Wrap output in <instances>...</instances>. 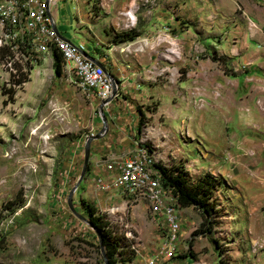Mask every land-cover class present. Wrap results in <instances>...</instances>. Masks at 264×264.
Here are the masks:
<instances>
[{
  "label": "rangeland",
  "instance_id": "374dc122",
  "mask_svg": "<svg viewBox=\"0 0 264 264\" xmlns=\"http://www.w3.org/2000/svg\"><path fill=\"white\" fill-rule=\"evenodd\" d=\"M31 8L45 15L42 0H0V48L13 42L5 46L13 60L31 61L10 102L0 61V264H104L81 200L113 242L126 241L130 262L114 264H264V0H65L50 8L60 36L123 85L103 107L105 132L90 148L134 146L130 159L136 143L156 164L181 166L190 185L206 173L218 181L210 233L194 235L196 208H176L180 231L167 257L162 217L148 215L139 192L104 189L90 172L92 155L71 194L75 214L68 208L84 139L102 126L100 102L64 64L54 72L49 35ZM25 31H38L39 41ZM104 158L97 152L92 161Z\"/></svg>",
  "mask_w": 264,
  "mask_h": 264
},
{
  "label": "built area",
  "instance_id": "2783aa9c",
  "mask_svg": "<svg viewBox=\"0 0 264 264\" xmlns=\"http://www.w3.org/2000/svg\"><path fill=\"white\" fill-rule=\"evenodd\" d=\"M63 1L65 0H42V7H45V16H38V10H33L32 8L29 12H36V20L40 21V31H47L49 35L48 45L52 49V54L55 52L60 57V65L62 69L64 58L61 56L60 52H58V45H67L69 47L71 50L73 78L84 84L86 87V97L96 99L98 102L104 101L110 97L112 87H115V95L110 100V102L106 104V106H108L111 101L116 99L119 95V81L113 78L110 74L106 75L104 72L105 68L102 65L98 66L92 61L86 59L82 55V49L80 47H77L75 44L69 42L66 39L62 40L59 38L53 29V25L55 29L56 26L50 12V8L55 6L57 2ZM6 13L9 16L11 15L9 10H6ZM27 26H31V24L27 23ZM56 31L60 35L57 29ZM22 36L26 38H32L35 42L39 41L38 31H36V35H28L27 31H25V33H22ZM134 145L139 148L140 156H143L141 147L136 145V143ZM148 160L150 161V159ZM103 166L107 175L105 177L101 176L102 179H97V182L102 184L104 189L116 190L119 186H125V181L129 180L130 178H134V175H140V169L137 166V158H130L128 160L115 163H106L103 164ZM157 199L161 204V211L158 212V214L162 217V226L159 230H162L161 239L164 242L161 254L167 257V255H173L174 253L181 224L179 221V216L173 213L163 212L164 203L161 202L159 198ZM146 210L149 215V210H151L150 203H146Z\"/></svg>",
  "mask_w": 264,
  "mask_h": 264
},
{
  "label": "trees",
  "instance_id": "16d2710c",
  "mask_svg": "<svg viewBox=\"0 0 264 264\" xmlns=\"http://www.w3.org/2000/svg\"><path fill=\"white\" fill-rule=\"evenodd\" d=\"M12 44L14 43L11 42L10 44H5L2 48H0V61L7 66L9 81L11 83V87H8L4 91V94L7 96L9 102L12 100L15 93L14 88L19 87L22 83L26 82V72L30 70L31 66L28 61H25L22 65H20L13 60L11 51L5 47ZM13 46L15 47L16 45L14 44ZM21 49L25 52V54H27V56L31 54L29 53V46H21ZM52 58L54 72L58 74L61 66L60 57L54 52L52 54ZM155 168L159 174L161 186L166 191L170 192L171 196L175 200V206L177 209L194 207L198 210L202 218V222L199 225V229L194 232V235L209 234L211 222L208 220L212 217L211 214L213 213V206L210 205L208 200L211 197L218 181L206 173L198 178L195 184L190 185L181 166L166 168L156 164ZM79 203L87 214V222L99 235L107 264H114L116 262L129 263L132 258V254L129 253L127 257L123 256L125 250L124 243L126 241L121 238L124 240V242L121 240V242H123V247L121 244L113 242L112 231L109 229L108 224L105 223L100 216L96 215V210L82 200ZM204 222L207 223V228L202 229L205 224ZM115 256L118 259H116Z\"/></svg>",
  "mask_w": 264,
  "mask_h": 264
},
{
  "label": "bare ground",
  "instance_id": "6f19581e",
  "mask_svg": "<svg viewBox=\"0 0 264 264\" xmlns=\"http://www.w3.org/2000/svg\"><path fill=\"white\" fill-rule=\"evenodd\" d=\"M11 16L12 14L10 17ZM38 16H45L44 10H38ZM58 52H60L61 56L64 58L63 64L69 68L70 72L73 73V67L71 65V50L69 47L67 45H58ZM74 80L77 83L79 89L86 91L84 84L80 83L77 79ZM141 150L143 151V156H140V152L136 156L137 166L140 169V175H134V178H130L129 180L125 181L124 187L127 189L129 188L128 190L130 191L139 192L142 194V196H146L147 202L150 203L151 212L154 215H158V212L161 211V204L157 198H159V200L164 203V213H173L177 215L174 198L167 195V191L161 186L160 177L157 176L156 178L151 172V169L154 168L156 164L154 157L148 152L144 151L142 147ZM128 159L129 158L126 157L123 160ZM148 159H150L151 162Z\"/></svg>",
  "mask_w": 264,
  "mask_h": 264
},
{
  "label": "water",
  "instance_id": "95a60500",
  "mask_svg": "<svg viewBox=\"0 0 264 264\" xmlns=\"http://www.w3.org/2000/svg\"><path fill=\"white\" fill-rule=\"evenodd\" d=\"M53 29H54L56 35H57L59 38H61L62 40H65L63 37H61V36L57 33V31H56L54 25H53ZM82 55H83L86 59H88V60L92 61L93 63H95L96 65L101 66V65H100L99 63H97L95 60H93L92 58L88 57L87 54H85V53L82 52ZM104 72H105L106 75L108 74L105 70H104ZM114 95H115V87L113 86V87H112V91H111V95H110V97H109L108 99L104 100V101H101V102H100V105H99V107H98V112H99V114H100V120H101V124H102L100 131L97 132L95 135H90V136H88V137H86V138L84 139V142H83V148H82L83 150H82V165H81V170H80V173H79V176H78V178H77V180H76L75 185L72 187V189L70 190V192L68 193V196H67V205H68V208L70 209V211H71L73 214H75V213H74V211H73V209H72V207H71V194L75 191L76 187L78 186V184L82 181V179H83V177H84V174H85V171H86V167H87V163H88L90 143H91L92 141H94V140H98L99 138H101L102 135H103V133L105 132V120H104V118H103V116H102V109H103L104 106H106L107 103L110 102V100L113 98ZM82 220L85 222L84 219H82ZM85 223H86V224H87V225L93 230V232H94V234H95V236H96V238H97V240H98L99 248H100V250H103V248H102V246H101V243H100L99 235H98L97 232L93 229V227L90 226V224H89L88 222H85ZM102 257H103V263H104V264H107V262H106V258H105V255H104V254H102Z\"/></svg>",
  "mask_w": 264,
  "mask_h": 264
},
{
  "label": "crops",
  "instance_id": "0c3cea01",
  "mask_svg": "<svg viewBox=\"0 0 264 264\" xmlns=\"http://www.w3.org/2000/svg\"><path fill=\"white\" fill-rule=\"evenodd\" d=\"M120 82L121 81H119V95L116 99L111 101V103L118 101L120 99L119 97L121 96V94L124 91L123 85ZM119 140H121V139H119ZM105 147H106V149H104V150L96 149V151H95V149H93V147L90 148V153H89L90 157L92 155L94 158L95 154H97V152H98V154L102 153L106 156V158H104V160H96L94 163L92 161L93 158L92 159L89 158V162L91 164L90 172L93 173L96 177H99V176L105 177L107 175V173L105 172L103 164L112 163V162L115 163L116 161L117 162L123 161V158L128 156V154L135 153L134 152V146H131L130 148L127 146V147H124V149L120 148L119 150H116V149H111L110 144L107 143V144H105ZM73 170H74V167H73ZM132 196H135V195H132ZM128 198L130 199V197H128ZM142 205H144V204L142 203ZM144 208L146 209L145 205H144Z\"/></svg>",
  "mask_w": 264,
  "mask_h": 264
}]
</instances>
